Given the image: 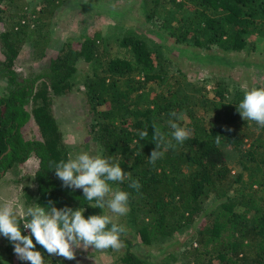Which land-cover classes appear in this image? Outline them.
Listing matches in <instances>:
<instances>
[{"label": "trees", "instance_id": "obj_1", "mask_svg": "<svg viewBox=\"0 0 264 264\" xmlns=\"http://www.w3.org/2000/svg\"><path fill=\"white\" fill-rule=\"evenodd\" d=\"M66 1L40 0L0 33L5 57L0 60V77L7 81L6 94H0V176L34 155L38 168L37 190L29 195L33 203L52 201L57 208L73 210L84 207L86 218L104 211L90 207L95 202H88L82 189L64 187L53 170L70 154L53 102L74 90L77 62L83 58L94 66L93 77L85 80L84 94L95 152L111 157L140 184L138 190L130 188L127 179L113 185L130 193L126 215L130 229L123 224L125 249L117 264H176V251L158 259L143 247H157L165 253L168 249L159 246L199 221L189 249L183 251L184 264H264V128L248 124L237 111L244 91L231 95L219 79L209 89L207 79L190 81L181 69L177 76L169 75L171 60L155 53L146 36L136 33L121 42L131 51V58L113 57L103 48L101 34H87L77 46L62 42L41 72L20 79L14 64L21 48L32 42L38 54L47 55L52 37L43 30ZM172 2L177 10L189 11L177 26L164 23L165 32L179 44L251 53L256 39H264V0ZM171 112L183 116L179 122L192 130V136L183 144L173 141L174 149L155 164L149 163L155 149L152 125L170 133ZM32 118L40 139L23 137L22 128ZM145 128L149 135L140 139L138 130ZM225 147L244 158L240 172L233 174ZM6 249L14 253L9 240ZM37 249L44 250L38 244ZM44 258L49 261L46 264H57L49 255Z\"/></svg>", "mask_w": 264, "mask_h": 264}, {"label": "rangeland", "instance_id": "obj_2", "mask_svg": "<svg viewBox=\"0 0 264 264\" xmlns=\"http://www.w3.org/2000/svg\"><path fill=\"white\" fill-rule=\"evenodd\" d=\"M39 2L40 0H0L2 17L0 33L6 30V24L17 19L20 13H29L33 7L38 6ZM188 13L186 9L177 10L172 0H159L158 3L155 0H68L56 11L43 30L45 34L52 37V44L47 55L41 56L32 42H26L15 59L14 68L20 79L28 78L47 66L50 56L55 54L62 42L71 41L74 46H77L82 40V35L96 33L101 34L103 48L113 57L131 58V51L121 42L126 35L136 33L146 36L150 48L155 53L171 60L169 75L177 76L178 70L181 69L188 75L190 81L207 79L206 84L209 89L212 83L219 79L226 83L231 95L238 90L245 92L251 87L264 86V39H256V49L251 53L230 54L220 50L207 51L193 46L187 47L177 43L174 37L166 33L168 30L164 23L177 26L178 19ZM149 15H152L150 19H148ZM169 19H172L171 23L168 22ZM4 58L0 38V60ZM77 67L78 70L73 77L74 90L68 95L55 98L53 112L70 154L75 155L81 152L95 154V145L89 133L92 119L84 94L85 80L93 77L94 66L80 58ZM6 92L7 81L0 77V94L4 95ZM27 108L31 111L30 106ZM247 123L252 124L253 121H247ZM22 134L25 139L41 138L33 118L22 128ZM224 149L233 174L240 172L242 170L240 160L244 158L230 147ZM37 168L38 159L31 155L23 164H15L8 171H4V174L0 176V201L13 198L24 207L32 205L35 199L30 200L29 195H34L37 190L35 181ZM29 185L32 186L29 187ZM126 219V215L118 217L117 222L126 225L129 223ZM199 227L200 221L183 229L171 240L172 242L159 246L165 250L168 249L165 253L157 247L144 246L143 248L147 254L158 259L168 252L176 251L179 257L176 264H184L183 251L189 249L188 241L190 242ZM24 233L28 234L27 231ZM139 242L140 238H137L136 243ZM169 243L173 246L171 247ZM7 244L8 239L0 235V259L3 264H29L27 261L19 260L15 253L9 252L6 249ZM124 249V245L119 250L112 248L96 250L91 247L86 251L77 249L73 260L49 255L42 249L37 250L44 256L49 255L57 261V264H117V257Z\"/></svg>", "mask_w": 264, "mask_h": 264}, {"label": "clouds", "instance_id": "obj_3", "mask_svg": "<svg viewBox=\"0 0 264 264\" xmlns=\"http://www.w3.org/2000/svg\"><path fill=\"white\" fill-rule=\"evenodd\" d=\"M237 111L244 120L264 128V86L247 89ZM169 115L170 133L163 132L156 124L152 125L155 149L151 152L149 163L155 164L166 151L174 149L176 145L173 141L183 144L192 136V130L179 122L183 119L181 114L171 112ZM148 135L147 128L138 130L140 139ZM219 140L220 135L216 142L219 143ZM53 170L64 187L82 189L84 198L95 202L90 207L106 211L86 218L84 207L75 210L67 206L57 208L52 201L47 205L33 203L24 207L13 198L0 201V235L13 245L18 259L29 264H46L44 254L36 250L37 244L47 254L67 260L75 259L77 249L119 250L123 247L121 236L127 229L117 222V218L129 212L130 193L113 185L127 179L131 181L129 187L138 190L139 181L133 180L118 162L101 152L69 154L67 160L56 163ZM24 231L28 234H23Z\"/></svg>", "mask_w": 264, "mask_h": 264}]
</instances>
